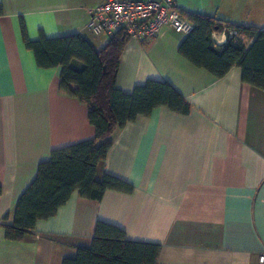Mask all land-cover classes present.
<instances>
[{
  "label": "crops",
  "instance_id": "0c3cea01",
  "mask_svg": "<svg viewBox=\"0 0 264 264\" xmlns=\"http://www.w3.org/2000/svg\"><path fill=\"white\" fill-rule=\"evenodd\" d=\"M103 0H0V264H63L92 244L97 221L129 240L161 244L157 264H260L264 254V89L234 66L216 77L185 58L187 35L164 26L152 38H129L117 86L132 93L149 79L170 82L190 102L188 114L159 106L114 135L96 178L109 173L133 185L100 200L75 191L55 215L21 240L5 235L19 196L51 151L95 136L87 104L60 91L61 67L42 68L30 40L81 34L95 48L109 38L88 27ZM184 12L264 30V0H176ZM219 48L224 32L212 35ZM246 47L253 38L241 35ZM74 65L79 62L74 61Z\"/></svg>",
  "mask_w": 264,
  "mask_h": 264
},
{
  "label": "trees",
  "instance_id": "16d2710c",
  "mask_svg": "<svg viewBox=\"0 0 264 264\" xmlns=\"http://www.w3.org/2000/svg\"><path fill=\"white\" fill-rule=\"evenodd\" d=\"M181 13L194 25L179 47L185 58L216 77L239 66L244 82L264 89V30L253 25L233 26L202 13ZM22 29L26 47L34 52L40 67H61L60 91L87 104L95 136L55 148L48 160L39 163L36 177L17 200L12 222H7L9 215L4 218L5 235L10 240H21L33 232L38 220L55 215L75 191L96 200L108 190L132 192V184L112 174H104L102 180L96 178L115 133L159 106L180 114H188L192 108L168 81L149 79L135 86L132 93L118 88L120 61L130 38L123 31L97 49L81 34L30 40L24 23ZM225 29L228 41L216 48L212 35ZM241 35L253 38L249 47L243 44ZM74 61L79 63L74 65ZM160 251L159 243L129 240L122 228L97 221L91 246L79 247L77 255L65 258L63 264H157Z\"/></svg>",
  "mask_w": 264,
  "mask_h": 264
},
{
  "label": "built area",
  "instance_id": "2783aa9c",
  "mask_svg": "<svg viewBox=\"0 0 264 264\" xmlns=\"http://www.w3.org/2000/svg\"><path fill=\"white\" fill-rule=\"evenodd\" d=\"M88 12L87 27L109 39L118 31L130 38L145 40L156 37L164 26L185 35L194 28L193 23L182 15L176 0H103ZM259 262L264 264V254L259 256Z\"/></svg>",
  "mask_w": 264,
  "mask_h": 264
}]
</instances>
